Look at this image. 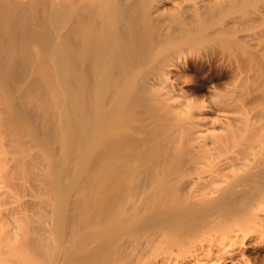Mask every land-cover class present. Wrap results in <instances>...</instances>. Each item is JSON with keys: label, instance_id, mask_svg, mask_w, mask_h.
I'll return each mask as SVG.
<instances>
[{"label": "bare ground", "instance_id": "6f19581e", "mask_svg": "<svg viewBox=\"0 0 264 264\" xmlns=\"http://www.w3.org/2000/svg\"><path fill=\"white\" fill-rule=\"evenodd\" d=\"M0 264H264V0H0Z\"/></svg>", "mask_w": 264, "mask_h": 264}, {"label": "rangeland", "instance_id": "374dc122", "mask_svg": "<svg viewBox=\"0 0 264 264\" xmlns=\"http://www.w3.org/2000/svg\"><path fill=\"white\" fill-rule=\"evenodd\" d=\"M192 59L195 61V64H196V63H197L196 61H198V60H195L194 58H192ZM194 61H193V62H194ZM196 65L199 67L201 64H200V62L198 61V64H196ZM196 65H195V70H196V71H192V73H191V71H190V73L188 72V74L186 73V74L188 75V79H190V80L192 81V82L190 81V82L188 83L189 85L187 84L188 86L186 85V87L189 88V86L191 87V86H194V84H196V87H195V86H194V87H195V88H199V90L202 91V92H199L200 95H201V94L204 95V94H206V93H205V92H206L205 90H208V89H205V87L207 86V83L209 84V80H208L209 78H207V80H206V77H204V73L206 72V69H207L208 67H207V65L203 64V67L206 66V69H205L204 72H203V71H200V68H201V67L198 69V67H197ZM204 65H205V66H204ZM201 66H202V65H201ZM196 68H197V69H196ZM197 70H199V71H197ZM201 70H202V68H201ZM207 70H208V69H207ZM199 72H200V73H199ZM202 72H203V73H202ZM203 79H204V80H203ZM220 79L222 80V78L219 77V78H218V81H219ZM193 80H194V81H193ZM204 81H205V83H204ZM206 81H207V82H206ZM216 81H217V80H216ZM197 83H199L200 85L197 84ZM203 84H205L206 86L203 85ZM198 85H199L200 87H199ZM202 86H203V87H202ZM202 88L204 89V91L202 90ZM206 88H208V86H207ZM197 92H198V91H197ZM199 93H197V94L199 95Z\"/></svg>", "mask_w": 264, "mask_h": 264}]
</instances>
